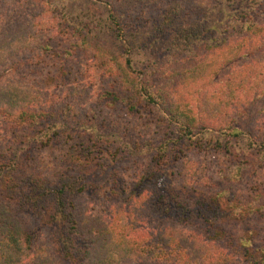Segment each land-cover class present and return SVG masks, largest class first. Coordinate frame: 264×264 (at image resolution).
<instances>
[{
	"label": "trees",
	"instance_id": "obj_1",
	"mask_svg": "<svg viewBox=\"0 0 264 264\" xmlns=\"http://www.w3.org/2000/svg\"><path fill=\"white\" fill-rule=\"evenodd\" d=\"M99 1L107 8L110 44H98L97 38L82 35L81 27H71L60 43L65 48L50 45L74 17L52 16L11 29L0 24V65L42 36L47 38L40 50L61 62L62 56L74 54L84 44V56L96 59L108 79L97 102L134 118L131 131L152 129L158 137L156 153L129 192L110 187L112 198L122 197L126 204L111 205L108 221L86 215L75 218L73 198L97 194L95 177L122 153H132L133 141L124 138L130 129L120 124V129L116 125L108 133L95 121L85 125L53 108L56 98L65 96L63 91L45 90L42 95L35 86L0 72V264H147L142 259L148 264H264V249L254 254L248 250L249 238L237 243L225 232L222 223L227 219L221 207L204 196L189 197L192 201L184 197V160L180 174L174 170L184 150L199 149L192 137L203 129L228 136L248 133L241 121L264 94V6L254 0H195L203 5L201 15L184 21L181 13L188 15L193 3L184 4V12L181 4L172 5L134 41L127 34L128 17L113 3L117 0ZM0 22L7 23L1 17ZM73 35L80 43L68 42ZM140 57L143 62L136 68ZM63 77L58 72L55 79L67 90ZM197 93L202 98L194 105ZM109 138L122 143L114 146ZM44 150L59 153V168L50 175L42 172L50 164L41 161ZM175 175L181 177L180 188L165 184L167 176ZM144 203L156 217L153 226H146L150 221ZM207 210L211 213L205 215ZM40 227L47 231L45 240L40 238ZM216 243L218 254L205 255L201 262L189 250L195 244L207 248Z\"/></svg>",
	"mask_w": 264,
	"mask_h": 264
},
{
	"label": "rangeland",
	"instance_id": "obj_2",
	"mask_svg": "<svg viewBox=\"0 0 264 264\" xmlns=\"http://www.w3.org/2000/svg\"><path fill=\"white\" fill-rule=\"evenodd\" d=\"M90 1L93 3L88 5L85 0H0V17L7 21V23L0 22V24H8L9 29H11L27 23L47 20L52 16L58 17L59 20L74 17L73 20L69 18L67 24L64 25L66 29L60 31L61 33L51 40L50 45L65 48L66 44L60 45V43L75 27L82 28L80 29L82 35H86L91 39L97 38L98 44L108 45L112 40L108 31H106L108 27L105 25L104 16L107 14V8L99 0ZM258 2H261V5L264 6V0H254V3ZM113 3L121 7L118 13L128 17L127 21L131 24V29L128 30L129 33L127 34L134 41L140 37L139 31L151 30L154 27L155 21L160 20L159 12L163 9L165 13L171 10L172 5L181 4L184 12V4L189 7L193 3L188 15L184 16V13H181V17L185 21L192 16L201 15L203 6L197 5L195 0H117ZM258 21H262L261 17L258 18ZM71 27L73 28L70 30ZM76 36L73 35L68 42L74 44ZM46 38V36H42L30 42L29 46L22 52L9 57L4 65H0V72L8 78L35 86L36 90L40 91L42 95L46 93L45 90L56 94L63 91L65 96L57 97L53 108H60L64 115L73 117L76 121H84L85 125L87 123L92 124L95 121L96 127H101V131L109 129L108 133H112L115 126L117 125L116 128H118L120 124L130 129L129 133L124 135V138L129 137L128 140L133 141L134 149L132 153H122L121 159L110 162L109 166L106 167V171H102L100 175L95 177L93 183L97 194L82 193V195L73 198L75 218L78 219L81 215H86L91 219L108 221L111 205L124 206L126 204L121 201L123 200L122 197L112 198L108 193L110 187L112 185L123 187L126 190L125 193L134 187L139 174L146 166L151 165L150 159L156 153L154 145L157 143L158 137L153 134L152 129L138 132L131 131V125L137 122L134 118L131 119L124 114L123 110L106 109L97 102V96L105 87L108 79L102 76L96 59L84 56V44L79 48H75L74 54L62 56L64 60L61 62L40 50L39 45L43 40L46 41ZM140 42L141 40L138 44ZM76 43H80V40H77ZM185 56L187 58L184 60V64L188 61V50L185 52ZM142 62L141 57L135 60L136 68ZM159 62L160 60H157V63ZM168 66L169 68L174 67L173 63ZM58 72L64 75L63 78L68 83L67 90L59 86L60 80L55 79ZM193 96L195 98L192 101L196 105V101L202 98L201 93L193 94ZM184 101H186L185 98ZM210 101H213V99L211 98ZM46 105V108H50L51 104L47 103ZM199 113L202 116L206 115L204 112ZM210 127L214 126L211 125ZM241 127L248 133H243L240 136H228L218 131L203 129L200 133H197V136L192 137L196 145H201L199 149L184 150V155L179 156V161L176 163L174 170L180 174L184 160V197H188V200L189 197L197 199L204 196L207 197L209 203L221 207L225 219H227V223H222L225 232L231 238L237 240V243H240L239 239L249 238L252 247L248 250L255 252L254 254H259L260 250L258 251V249H264L263 93L260 94V98L256 101L254 107L248 111V116H245L241 121ZM194 137L197 139H194ZM107 141L114 142V146L122 143L116 142V138H109ZM184 143L185 145L188 143L187 139H184ZM112 148H110V151ZM184 149H186L185 146ZM250 152H253V155L249 156L248 159L242 156ZM40 156L43 164L50 163L47 167L42 168L45 175H50L52 170L55 171L59 168L56 164L59 160L58 150L50 153H48V150H44L40 153ZM101 156L105 157L106 154ZM52 163H55V165L51 166ZM112 179H114V182ZM164 181L167 186L180 188L183 185L181 177L177 175L167 176ZM188 201L192 200L189 199ZM145 204H143V208H145ZM195 207V205H192V210ZM211 210H207L205 215L211 213ZM81 212L83 214H80ZM145 212L150 221L146 226H153L155 222L154 214L146 208ZM26 219L30 220L28 217ZM198 232L200 230H184V233ZM211 233L213 234V232ZM40 235L41 240H45L47 231L40 227ZM217 247H219L218 243H216V247L211 245L207 248L195 244L189 250L195 251L197 256H200L197 261L201 262L205 255L214 254L213 256H216L218 254L216 252ZM141 262L148 264L144 259ZM61 263L65 264L64 262ZM240 264L246 263L241 261Z\"/></svg>",
	"mask_w": 264,
	"mask_h": 264
}]
</instances>
